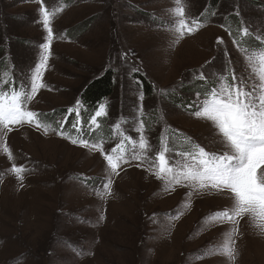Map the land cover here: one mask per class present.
Masks as SVG:
<instances>
[{
    "label": "rangeland",
    "instance_id": "374dc122",
    "mask_svg": "<svg viewBox=\"0 0 264 264\" xmlns=\"http://www.w3.org/2000/svg\"><path fill=\"white\" fill-rule=\"evenodd\" d=\"M182 2L190 22L202 24L213 18L200 32L177 41L172 30L174 0H73L68 7L62 0H47L50 8H64L53 21L58 38L44 75L51 90H41L29 107L59 128L57 119L64 120L87 85L113 71L116 91L104 101L109 111L97 118L101 127L90 126L94 109L82 106V132L71 127L73 113L63 126L66 133L103 141L110 149L117 143L115 123L138 138L131 128L142 120L154 145L161 132H167L169 146L176 151L187 147L185 137L208 144L207 123L190 116L187 105L197 93L206 92L229 60L237 72L252 71L232 43L234 34L222 26L236 13L249 30L264 38V0H223L215 12L208 9V0ZM38 9L36 0H0V83L6 74L23 80L38 60L46 35ZM89 23L81 36L75 34ZM218 37L223 44H217ZM121 53L129 55L122 58ZM201 71L210 79L201 80ZM139 74L154 87L150 99L136 82ZM150 118L157 124L149 126ZM7 143L14 160L0 149V264H231L215 251L230 226H209L206 219L225 206L224 198L212 193L194 196L187 209V189L165 193L162 182L144 167L125 166L126 171L114 178V195L102 201L79 179L90 178L93 187L102 184L106 165L99 153L28 126L14 128ZM12 163L32 169L23 187L10 173ZM177 211L183 214L172 219ZM240 230L235 264H264V235L245 221Z\"/></svg>",
    "mask_w": 264,
    "mask_h": 264
},
{
    "label": "snow or ice",
    "instance_id": "6c2138e0",
    "mask_svg": "<svg viewBox=\"0 0 264 264\" xmlns=\"http://www.w3.org/2000/svg\"><path fill=\"white\" fill-rule=\"evenodd\" d=\"M39 5L38 20L42 24L43 42L39 45L38 60L29 69L23 80L15 75H7L0 83V149L9 161L14 160L13 152L7 143V136L16 127H32L44 135L55 134L69 140L92 152L99 153L105 162V175L102 184L93 187L90 178L81 177L84 187L93 192L99 199L106 200L114 195V178L119 177L125 166L144 167L147 172L162 182V191L168 194L178 188L187 189L184 207L191 208L194 196L208 193L224 198L225 206L206 217L209 226L229 225L224 233L223 242L215 251L227 257L231 264L237 259V237L241 233V221L249 223L264 235V53L256 56L249 55L245 49L248 66L252 69L247 75L237 72L231 67L229 60L225 69L218 70L217 79L207 88L205 93H197L188 114L207 123L210 131L208 144L201 145L185 137L187 147L183 151H176L169 146L167 132H161L159 144L150 142L142 120L131 128L138 133V138L128 134L127 129L117 122L114 124V139L117 143L110 149L105 142L90 141L82 135L73 138L64 131V124L68 115L75 113L71 127L81 133L82 101L77 100L73 107L67 110L64 120L58 121L60 127L54 128L41 119V113L32 110L29 105L36 99L41 90L49 89L44 81L45 72L53 55L52 46L58 36L54 32L53 21L64 11L63 7L49 8L47 0H36ZM172 15L176 18L172 30L177 41L192 36L200 30L202 25L197 20L191 22L182 0H174ZM231 35V33H229ZM243 36L249 35L248 28H244ZM62 38V37H60ZM217 44H223L222 37L217 38ZM232 43L241 48L239 40ZM129 54L121 53L125 58ZM210 63V62H209ZM138 72L139 68H133ZM253 74L258 77V83ZM201 80H209L205 72L199 74ZM138 84L140 81H136ZM141 101L143 97H140ZM90 118V126L95 129L101 127L97 118L108 116L106 102H98ZM143 113V105L138 107ZM32 171L23 164L12 163L10 173L24 186L26 175ZM183 214L177 211L172 219H179ZM104 210H101L99 221H104Z\"/></svg>",
    "mask_w": 264,
    "mask_h": 264
},
{
    "label": "trees",
    "instance_id": "16d2710c",
    "mask_svg": "<svg viewBox=\"0 0 264 264\" xmlns=\"http://www.w3.org/2000/svg\"><path fill=\"white\" fill-rule=\"evenodd\" d=\"M208 1H209L208 9L213 10L214 12L220 9L222 2H223V0H208ZM63 2L67 4L68 6L69 5L71 6L73 3V0H63ZM242 23H243L242 19L236 13H232L229 17L225 18V27L231 30V32L234 33L235 35L239 34L240 29L244 24ZM91 24L92 23H89L87 27H84L82 30L77 29L79 30L78 32L74 30L75 34L78 36H81V34H83L89 29ZM243 41H244L243 45L245 47H248V45L249 46L255 45L254 40L251 35H249V37H246ZM1 54H2V51L0 55ZM2 59L3 58H0V63ZM135 77L138 81L141 82L139 84L141 85L140 88L142 89L144 95L148 99H150L153 96L154 87H152V85L150 84L146 76L139 74V75H136ZM115 91H116L115 73H113V71L112 72L107 71L103 73L99 78L93 80L89 85H87V87L81 94V98L90 109H95L96 104L98 102H101L102 100H106L110 97H113V95L115 94ZM148 124L149 126H153L154 124H157V119L150 118L148 121Z\"/></svg>",
    "mask_w": 264,
    "mask_h": 264
},
{
    "label": "crops",
    "instance_id": "0c3cea01",
    "mask_svg": "<svg viewBox=\"0 0 264 264\" xmlns=\"http://www.w3.org/2000/svg\"><path fill=\"white\" fill-rule=\"evenodd\" d=\"M210 22H211V19H210L209 23H210ZM224 22H225V19H224ZM209 23H208V24H209ZM224 24H225V23H224Z\"/></svg>",
    "mask_w": 264,
    "mask_h": 264
}]
</instances>
